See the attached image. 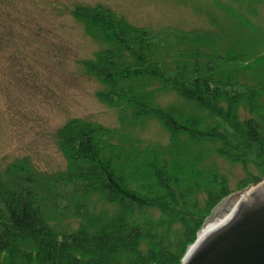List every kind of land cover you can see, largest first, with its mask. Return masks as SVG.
Listing matches in <instances>:
<instances>
[{
  "label": "trees",
  "instance_id": "obj_1",
  "mask_svg": "<svg viewBox=\"0 0 264 264\" xmlns=\"http://www.w3.org/2000/svg\"><path fill=\"white\" fill-rule=\"evenodd\" d=\"M71 15L107 46L83 63L104 87L99 100L127 109L133 121L154 117L169 142L125 155L108 142L107 129L67 121L57 130L68 162L61 184L96 194L114 210L75 204L76 228L51 225L50 205L40 200L30 171L13 165L7 176L26 174L7 183L0 176V264H180L212 211L264 180V84L239 80L243 70L256 76L264 52L225 49L209 33H177L168 65L163 39L109 8L80 5ZM161 91L183 104L155 105ZM240 107L250 117L241 118ZM211 153L259 175L231 190L215 168L202 167ZM54 206L52 212L63 211Z\"/></svg>",
  "mask_w": 264,
  "mask_h": 264
},
{
  "label": "rangeland",
  "instance_id": "obj_2",
  "mask_svg": "<svg viewBox=\"0 0 264 264\" xmlns=\"http://www.w3.org/2000/svg\"><path fill=\"white\" fill-rule=\"evenodd\" d=\"M80 5L109 8L163 39L160 51L168 65L177 33H209L224 48L235 45L240 51L264 52V0H0V176L7 183L26 174L7 176L8 168L28 169L43 205H50L48 221L67 230L78 225L75 204L114 210L96 194L74 193L61 184L68 162L59 149L57 130L67 121L80 119L107 129L108 142L125 155L169 142L168 131L154 117L133 121L127 109L121 112L97 97L104 87L86 74L83 63L107 46L71 15ZM256 71V76L241 71L239 80L264 84V66ZM154 102L161 107L183 104L171 91L156 93ZM238 111L241 118L250 117L244 108ZM202 167L215 168L231 190L248 175H259L250 165L246 175L243 166L214 153ZM54 205L63 211L52 212ZM231 206L222 203L203 227L218 222Z\"/></svg>",
  "mask_w": 264,
  "mask_h": 264
},
{
  "label": "water",
  "instance_id": "obj_3",
  "mask_svg": "<svg viewBox=\"0 0 264 264\" xmlns=\"http://www.w3.org/2000/svg\"><path fill=\"white\" fill-rule=\"evenodd\" d=\"M222 203L235 205L230 218L198 235L180 264H264V180Z\"/></svg>",
  "mask_w": 264,
  "mask_h": 264
},
{
  "label": "bare ground",
  "instance_id": "obj_4",
  "mask_svg": "<svg viewBox=\"0 0 264 264\" xmlns=\"http://www.w3.org/2000/svg\"><path fill=\"white\" fill-rule=\"evenodd\" d=\"M235 205L233 204L231 206V209L228 210V214H226L225 216H223L218 222H211L208 223L207 225H205L202 230L199 233V240L210 230H212L213 228L217 227L218 225L222 224L224 221H226L228 218H230V216L232 215L233 211H234Z\"/></svg>",
  "mask_w": 264,
  "mask_h": 264
}]
</instances>
